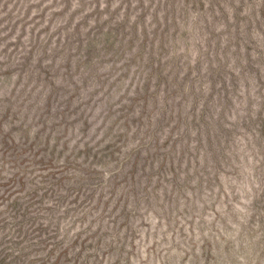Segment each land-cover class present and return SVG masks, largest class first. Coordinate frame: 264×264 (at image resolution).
I'll return each instance as SVG.
<instances>
[{
	"label": "rangeland",
	"instance_id": "374dc122",
	"mask_svg": "<svg viewBox=\"0 0 264 264\" xmlns=\"http://www.w3.org/2000/svg\"><path fill=\"white\" fill-rule=\"evenodd\" d=\"M172 1L0 0L3 264L22 238L11 203L30 188L26 263L57 243L44 264H264V0ZM169 9L158 84L149 52ZM69 185L57 227L49 207Z\"/></svg>",
	"mask_w": 264,
	"mask_h": 264
},
{
	"label": "trees",
	"instance_id": "16d2710c",
	"mask_svg": "<svg viewBox=\"0 0 264 264\" xmlns=\"http://www.w3.org/2000/svg\"><path fill=\"white\" fill-rule=\"evenodd\" d=\"M174 3H175V0H173L172 3H171V6H173V9H174ZM184 15L188 16V14H186V12H184ZM171 17H175V12H172V16H171V12H170V9H169L167 11L166 15H165V28H164L163 32H161L160 34L158 33V29L157 28L155 29L154 36L152 37V42H153L152 45H153L154 48L152 50H150V52H149V58L151 59L152 66H153V74L155 73V75H156V77L158 79V84H160L162 81L168 82L169 77H170L169 76V73L167 72L166 66L168 64H171L170 63L171 60L165 61L164 64H161L160 61H161V55L163 54V52L170 51V49L175 46V41L177 40V37H176L177 28H175L173 30V32L170 31L171 30L170 28L172 26L173 27H177V22H175L174 20L172 21L171 20ZM126 22H127V20H124V21L118 23V30H121V34H120V32H119V34L122 35V36H124V35L127 34L126 31H125V24H126ZM236 28H237V30L239 29L238 26ZM248 30H249V28H248ZM133 33L136 34V29L133 30ZM143 33H144L143 35H145L146 37H147V34H149L146 31V28L143 31ZM183 33H185V32H183ZM106 36L107 37H105V40L103 39V42L104 43L102 44L103 45L102 48H110V47H112L114 45V43L116 42V40H117V37H115L113 35L112 36L106 35ZM215 37H218L217 38L218 40L220 39V37L218 35H215ZM237 37H239L238 31H237ZM123 39L124 38L122 37V40ZM156 40L159 41L158 43H156V44H158V46L157 45H154V43H155ZM217 42H219V41H217ZM232 44L233 45L235 44L236 46H238L240 43L237 40L235 42H232ZM122 45H123V43L122 44L121 43L119 44V46H122ZM154 49H155V51L157 49L159 50L158 54L155 53ZM141 50H144V48L142 47ZM234 50L235 49H232L231 50L230 44L227 43L226 46L223 48L222 51H223V53L225 55H227L228 52L234 51ZM155 59H158L159 60V63H158V65L156 67L153 64V60H155ZM173 59H175V61H176V58H173ZM149 64H150V61L148 63H146L147 66ZM174 68H176V70H179L180 67H179V65H177V66H173L172 65V67L170 69H174ZM222 71L223 70H222V67H221V69L216 74L213 73V74H211L210 76L207 77L212 82V85H213L212 86V90H211V95H212V93H214L216 91L215 86H214V82L217 79L223 77ZM153 74L151 73V75H153ZM175 80H176V76L172 78V81L175 82ZM187 80L188 79L185 76L184 81L179 84V89H181V88L183 90L185 89V85L187 84ZM191 86L189 85V92H188V94L186 93V90H185L184 93H183V96H184V98H187V99H189V97H192V99L194 100V99H196L198 97L197 96L198 95V92H197V90H194V88L196 87V85H191ZM148 89H149V84H147V92H148ZM178 91H182V90H178ZM149 95H151L153 97L154 96V93L150 92ZM224 98H225V100L228 99V91H226V93L224 94ZM186 125L188 127L189 124L186 123ZM196 126H198V124ZM188 134H190V133H188ZM185 137H186V133H185ZM179 139H180V143L181 144H183L185 142L184 138L181 137ZM210 149H213V151L214 150H217L219 152V154L222 155V153L217 148L214 149V148H212V146H210ZM214 158H217V157H214ZM215 162L218 163V159L215 160ZM88 178L91 179L92 182H93V179L95 177L89 176ZM172 180L175 182V179L172 178ZM71 186L69 185L68 187H66V190H67L66 194L65 195H64V193L60 194L56 198L57 199V202L54 205H52V206L49 207L51 217H53V216L55 217L56 216V213H57V218H58V225H57V227H59V221H60L61 218H65V217L69 216V209H67L66 211H63L62 214H59V213L62 211V208H63L64 204L66 203L67 195L70 192V190L72 189ZM77 189H78V187H76V188L73 187V190H77ZM39 190H40V188H30V189H28L27 194H26L27 196L29 195L27 199H25L26 197H24L26 195L17 196L12 201V203H11V206L13 207V210L17 208L16 209V213H15V217H14L15 220L13 221V223L19 225L15 229L14 233L17 232V238H19L20 236H22V238H21V240L15 239V241H14V243H16L15 246L14 247L12 246V249L10 250L11 252L8 251V252H10L9 254H12L10 261H8V264H33V262H35L36 260H38V259H29V261L26 263L27 259L29 258V255H28L29 253L25 252V249H26L27 245H22L20 247V244L23 242V240H25L28 237V231H29V228L31 227V224H33L34 222H36V220L38 219L37 218L38 217V213H36L34 215L32 214L33 212L36 211V209H35V211H32V210H34V208L32 209V206H33V204H35L37 202H42V201H41V199H39L35 203H33L34 201H31V200H33V199H35L37 197V195L40 192ZM44 194H47V192H44L43 195ZM52 195H55V192L52 193ZM59 202H61V205H58ZM19 212H21L20 215H19ZM10 223L12 224V222H10ZM39 223H40V225H43V223L41 221ZM5 225L8 226V222H4L3 224H1L0 225V229L1 230L2 229H5L4 228ZM47 228H48V226H47ZM47 228H46V230H47ZM43 229L44 228H42V230ZM8 234L9 233H6L4 236H8ZM44 242H45L44 239L43 240L40 239L38 243H34V245L37 244V246L33 247L32 250H34L37 254L41 250H45V246H47V244L45 246H41V244H43ZM57 245H58L57 243H54L52 245V247L49 249V252L47 254H45L43 257L40 258V259H43V262L41 264H44L46 261H48L54 255V253L57 250ZM16 250L18 251L17 254L15 253V252H17ZM63 254H66V253L64 252ZM4 260H5V258H2L0 260V264H3ZM55 260L56 261H60L61 260L60 255H58Z\"/></svg>",
	"mask_w": 264,
	"mask_h": 264
}]
</instances>
